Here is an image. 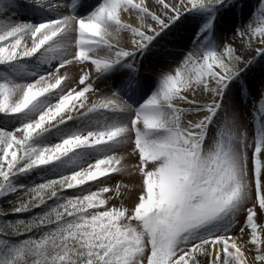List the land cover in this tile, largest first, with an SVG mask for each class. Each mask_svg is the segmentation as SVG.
<instances>
[{"label": "snow or ice", "instance_id": "snow-or-ice-1", "mask_svg": "<svg viewBox=\"0 0 264 264\" xmlns=\"http://www.w3.org/2000/svg\"><path fill=\"white\" fill-rule=\"evenodd\" d=\"M30 2L55 18L0 22V116L21 120L0 122V264H264V86L256 128L233 94L264 59V0L207 51L235 0H103L85 18L67 0ZM188 13L210 20L144 104L104 94L119 65L138 90L135 61ZM34 57L51 71L8 73ZM37 169L42 182H16Z\"/></svg>", "mask_w": 264, "mask_h": 264}, {"label": "bare ground", "instance_id": "bare-ground-1", "mask_svg": "<svg viewBox=\"0 0 264 264\" xmlns=\"http://www.w3.org/2000/svg\"><path fill=\"white\" fill-rule=\"evenodd\" d=\"M20 2L27 4L28 6L25 8L6 7L3 2H0V22H7L12 24L31 23L36 25L42 22H46L49 19L55 18L54 15L47 10V8H43L35 3H31L30 0H20ZM85 2L89 5L87 10H78L74 8V14L79 18H85L91 15V13L95 11V9L103 2V0H84V3ZM248 5L249 3H245L244 5L240 6L238 11L243 8H249L247 7ZM196 15L197 13H188L187 15L182 16L179 20L172 24L170 28L162 33L160 37L157 38V40L149 50L143 53V59L146 57V59L144 60V64H146V60L147 62H150L147 64L148 67H146V65L143 66L142 73L143 75L149 77L150 81L152 79V82L147 86V89L145 91L137 90L136 92H134V94L131 95L128 94V91H121L118 88L117 83H121L122 79H125L124 71L127 67L126 65L117 66L116 70L107 76L115 82L114 85L109 88L114 91H118L134 106L138 107L144 104L160 85L158 70L160 68L166 69L168 66L174 67L175 64L183 59L184 55L189 53L192 50L193 46L198 42V37L201 33V29L204 27V21L199 19L194 20L193 18L196 17ZM233 16V11H229L226 16V30H228L227 34H229L233 29L237 28V26L241 24V22L248 19L247 17L240 16V20L238 21L233 20ZM24 42L30 44V38L25 37ZM207 44L208 41L206 39L203 41L202 47L204 49L207 48ZM48 71H51V67L41 63L35 57L22 62V66H16L8 69L9 74L18 77L26 83L37 79L40 75ZM263 73L264 59L258 58L256 63L252 65L245 73H242L240 79L235 81L236 84L233 87L234 97L236 96L235 92L237 91V89L243 87L244 85L246 87V92L249 89H254L256 83L259 82L260 76H262ZM4 75L5 72L0 71V77H3ZM72 75L73 72L70 70L69 76ZM104 82L105 78L102 77L101 80L98 81L99 87L104 90V94H110L108 92V88L104 87ZM120 119L123 120L124 117H120ZM0 122L8 125H18L19 123H21V120L19 117L12 118L0 116ZM72 123L76 124L77 122L73 121ZM33 178H42L41 170H34L30 174L20 176L17 179H20L21 181L27 179L31 181ZM126 180H128V177L119 178V182H123Z\"/></svg>", "mask_w": 264, "mask_h": 264}, {"label": "rangeland", "instance_id": "rangeland-1", "mask_svg": "<svg viewBox=\"0 0 264 264\" xmlns=\"http://www.w3.org/2000/svg\"><path fill=\"white\" fill-rule=\"evenodd\" d=\"M252 1V2H250ZM245 3H249L247 7L249 8H243L238 11L240 6L244 5ZM262 0H235V3L229 5L227 8H223L217 15H216V21H215V31L212 33L211 37L207 39L208 44L207 48L204 50H214L217 45H222L227 40L234 39V35L242 26L247 25L248 23L255 20L256 15L258 14V10L261 8ZM229 11H233L234 16L233 20H240L241 17H247L248 19L241 22L237 26V28L230 31L229 34H227L226 28V16L229 13ZM194 20H202L204 21V25L207 24L210 20V17L203 13H197L196 17L193 18ZM239 42V41H237ZM175 58V57H174ZM156 59V58H155ZM173 60V59H172ZM169 67V66H168ZM167 67V68H168ZM166 68V70H167ZM235 81L233 82V87L235 86ZM264 86V73L262 76H260L259 82L256 83V86L254 89H249L246 92L245 85L243 87H240L237 89L236 93V100H238L241 104L245 105L247 107V111L245 113V117L249 120V123H253V128L259 127L260 121L257 120L255 123L253 122L252 118V107L255 105L256 107H259L260 100L258 98V90L260 87ZM18 184H23L25 186H31L33 184H37L42 182V178H33L30 180H23L20 179L16 181ZM259 223V221H258Z\"/></svg>", "mask_w": 264, "mask_h": 264}]
</instances>
